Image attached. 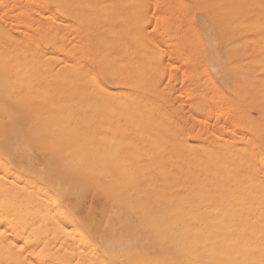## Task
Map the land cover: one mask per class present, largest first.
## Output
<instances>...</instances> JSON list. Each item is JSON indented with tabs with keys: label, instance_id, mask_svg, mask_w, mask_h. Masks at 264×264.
Returning <instances> with one entry per match:
<instances>
[{
	"label": "bare ground",
	"instance_id": "bare-ground-1",
	"mask_svg": "<svg viewBox=\"0 0 264 264\" xmlns=\"http://www.w3.org/2000/svg\"><path fill=\"white\" fill-rule=\"evenodd\" d=\"M142 1L143 3L140 0V4L144 5L145 0ZM131 2L130 0H0V231L5 233V235L0 236V264H29V262L31 264H76L77 261H80V264H106L109 260L126 256L129 251L141 259L159 260L161 262L175 261L180 262V264H188V262H192V264H210V262H215V264H260L262 260H259H264L262 258L263 253L259 257V243H261L259 238L263 236H260V234L264 232L262 230L260 233V224L262 225L260 216L264 215V209L260 211L261 213L259 212V203H263L262 200V202L259 201V189L262 191L264 181H259H262L261 185L257 183L256 176H259V173L256 175L257 172L255 171L259 167H264L261 166L262 160L260 161L259 159V157H262L264 149L259 151V156L257 154L259 153L257 152L259 150L257 149V143L255 149L257 156L253 154L255 153L254 147L252 150L249 149L253 144L250 147L246 141L241 143L246 136L239 133V130L243 128L241 123L244 122H240L238 125L239 119L237 118L240 116L239 121H241V119L244 120V118L250 116L249 114L246 116L247 113L244 114V108L241 109L239 106L244 102L249 103L247 101L253 102L255 100L257 102L256 98L259 96L255 97V99L253 97L248 99L250 95L248 93L247 99L243 96L240 100V98L235 96L237 92L235 93L233 90H231V94L233 91L235 98L232 96L233 94L231 95L232 97L226 95L228 98H232L230 103L231 101L234 104L236 103L235 106L238 105L237 103L240 104L235 109L237 106L232 107L233 104L230 106L228 101L226 104L229 107L225 108L223 106L225 110L231 107L230 110L225 112L226 116L223 111L216 117L218 119L221 117L224 120L227 117L228 120V115H231L229 120L236 118L234 122L228 121V125H230V122H232L231 125L235 123L233 125L235 130L238 128L237 125L240 126L241 128L236 131L243 135L244 139L243 136H241L243 141L239 138V140L235 137L232 138L237 132L234 131V133L236 132L234 134L231 131L233 128L227 129V131L221 128V125L220 128L216 126L217 129H220L221 132L224 130V132L229 134V137L234 135L230 138L232 142L229 139L230 143L227 140L228 134H226L227 138L225 136L227 141L219 142V139L223 138V136L221 138L218 137L222 134L221 132L218 134L220 130H217V132L212 131L217 133V136H215L214 133L210 132L209 128H207L208 131L205 129V126H208L207 124L203 125L200 122V126L198 125V119L193 117L194 115H200L199 110L207 108L201 106L200 109L198 107L203 103L202 100L204 98H201L202 91V93L197 92L198 95L193 92L196 96L201 93L200 98H198L202 99L200 100L202 102L200 103L196 98L199 104L195 106L198 108L195 109L196 107L194 108L193 106L195 100L192 103V91H200V89L204 91L208 85L210 90L212 89L211 91H213L216 85L211 82L212 79L210 78V80L207 75L206 79L207 81L208 79L210 80V84L208 83L205 87L207 81L205 80L206 74H204L202 81H206V84L201 81L203 84H201L200 89L191 90L192 88L190 89V87L193 85L194 88V84L190 83V80L191 86L187 85L186 93H183V98L181 99L182 102H179L189 114H185V109H183V113L178 107H176V111L182 112L183 118L187 115H193V118L191 116H187V118L197 119V124L196 122L195 124L198 126L196 128L200 126L199 128L201 129L203 125L204 128L201 131L198 129L201 134L204 133L202 130L205 129L206 133H210L208 135H214V139L216 137L219 138L215 140L218 143H215L214 139V143L211 140L214 145L217 144L215 145L217 148L212 145L214 151L211 145L209 147L205 145L210 138V136L205 138L204 136L207 135L205 133L204 136L202 135V139L204 141L207 139L206 143L203 142L205 143L204 145L201 143L202 146L200 143V145L197 144L198 142L196 143L193 138V135L197 137V134H194L193 127L195 125L191 119L188 120L186 118V121H191L193 124V135L189 132L191 130L187 129L190 127H188L189 124L184 119H181V114H178L180 118H177L184 120L179 122L184 123V125L187 123V128L172 121V108L167 111V107L163 108L164 104H162V109L160 105H157V102L155 106L153 105L155 111L152 105V108L149 107L150 102L148 103L145 96V90L147 89H145V83L152 78L145 81L147 77L145 74H148L145 73V71L147 72L146 68L148 69L146 67L147 54L150 56L156 48L155 55L156 51H158V46L154 44L153 39L150 40L155 47L151 45L152 42L151 44L149 43V40L150 47L149 44L144 42L145 40L143 41L148 36L143 38V35H141L146 29L145 25L143 27L145 28L144 30H142L141 26V33L136 30L139 33H136V44H133L134 39H132L131 35L135 30L130 32V26L131 20H133V17H135V20L136 16L131 14H133V8L139 5V2L138 0L137 3L133 1L136 5L131 4ZM155 4V6H158L157 2ZM130 5L131 7L133 5L131 13ZM142 6L140 8L137 7L138 9L136 8L139 10V14L136 9L134 13H137L138 19H144V22L141 20L140 23L145 24L148 19L146 18L147 20L145 21L144 16L147 17L148 14H142L143 11L146 13V8L143 7L144 9H141ZM154 12L155 14L157 13V11ZM158 14H156L157 17ZM169 16L171 15L169 14ZM157 19L158 23L156 25L160 22L159 25L163 26L161 23L164 21L161 22L159 18ZM157 19H154V21L157 22ZM135 21L139 24L140 20ZM169 21L171 22L172 19ZM173 23L174 21H172V25H175ZM135 26L137 27L136 24ZM152 27L160 30L158 27ZM232 28L234 29L233 26ZM235 28L243 29L239 28L238 25ZM158 30L155 34H160L163 31V35H160L164 36L165 31L160 30L158 32ZM238 31L236 34H238ZM246 31L249 33V28L245 29L244 32H240L246 33ZM252 31H250V34ZM255 31L257 33V30ZM149 32L153 35L151 29ZM150 33L147 32L149 36L151 35ZM263 33H260V35ZM155 34L154 36H156ZM167 36V42H169L170 35L165 34L166 38ZM235 37L239 36L235 35ZM227 38H229V35L226 39H222L226 41ZM259 39L264 40V35L263 38L259 37ZM154 41H156L155 38ZM175 42L177 43L176 40ZM245 42L248 43L247 41ZM257 42L255 40L254 44ZM235 43L238 44L237 41ZM132 44L136 45V57H134V60L131 57L133 56ZM147 45L149 49L152 47L151 53H147ZM165 45H167L166 41ZM228 46L226 48H230ZM259 46H261L259 47L261 50L262 45ZM249 48L246 46V49ZM186 49L184 48V50ZM234 49H232V54ZM89 50L95 59H104L112 64L113 69L122 77L116 86L127 89L126 92L120 94L122 95L123 103H116L117 111L115 114L103 109L96 113L88 111L86 101L95 99L92 96V88L89 83L90 77L84 75L93 67V61H90L86 55ZM174 53L172 55H175ZM238 54H240L239 51ZM238 54L236 53V56H234L237 58ZM154 55L150 56L153 57L151 61H154L156 57ZM228 55L227 62H230L232 56L230 53ZM258 55L260 56L258 62L260 61L261 63H259L264 68V57L260 54ZM258 55L257 57H259ZM251 60H254L255 64H259L256 63L257 59ZM251 60L249 59L247 62L250 63L253 70L255 64L252 67ZM243 62L246 64L245 61ZM154 63L152 62L151 64L154 65ZM260 64L254 68L257 71L254 70V72L258 73L256 89L264 88V69L260 67ZM235 66L232 68H238H235ZM250 66L248 65V67ZM169 67L170 65H168ZM150 68L153 69L152 65ZM164 68H167L166 65ZM232 68L230 65L226 67L225 73L233 76L234 71ZM245 68L246 66L244 65ZM151 69H148L150 74L152 72ZM172 69H168L169 79L175 74V69L177 71L178 67ZM243 71L239 70L238 74L241 72L245 75L248 70ZM211 72H214V70ZM236 73L234 74L235 76ZM251 73L253 72H250V75H253ZM201 76L203 75L199 76L202 79ZM148 77L150 76L148 75ZM247 78H243V80L246 79L245 84L243 81H240L239 84L246 86ZM195 81H197V78H195ZM191 82H194V80ZM155 83L157 84L158 82ZM195 85L197 87L199 84ZM244 85L241 88L243 90L248 88L249 83L246 88ZM160 88L157 89L159 90ZM215 89L217 90L216 87ZM259 89L257 90L262 92ZM216 90H214L213 95L214 93L215 95L221 93L218 96H222V92L218 93L219 91ZM250 91L257 93V91ZM246 92L248 91L246 90ZM246 92L244 90L245 94ZM154 93L158 94L157 91ZM204 93L208 94L209 92L206 89ZM244 93L241 92V94ZM170 94L173 95L174 92ZM210 95L207 96L209 97ZM215 95L213 96L215 99L208 97L205 99H209L208 101L206 100L209 105L211 100V103L216 106H214L215 109L222 111V106L219 104H224L225 100L223 96L220 98L218 96L215 97ZM159 96L156 99L158 102L161 99ZM153 97L155 99V96ZM170 97L171 95L169 99H171ZM162 98L163 102L165 99L163 95ZM243 98L247 101L244 100L243 102ZM261 98L262 96L259 97V99ZM216 99L218 101L221 99L219 104L217 101L220 107L217 106ZM212 100H215V102H212ZM170 101L173 102L174 99ZM252 102L250 104L253 106ZM169 103L166 105L168 106ZM170 105L173 107L178 104L173 105L171 103ZM182 105L181 107H183ZM211 108L210 111L206 112L209 110L207 108L204 114L207 115L206 113H208L211 115V111H213ZM232 108L234 109L233 113L241 115L235 117V114L233 118ZM130 109H134L140 114H136L135 116L137 117L133 118L130 115ZM148 109L152 110L153 115L154 113L156 115L159 110L161 120L158 117L159 113L157 114L158 116L156 115L157 117L155 115L153 117L151 113H148L151 112ZM238 109L241 110V112L239 111L240 113ZM58 111L63 116L56 114ZM169 111L171 115L168 113ZM222 114L224 115L223 117ZM148 116L154 120L147 118ZM216 117L212 116L210 118ZM148 119L154 121L156 132L159 131L160 133L163 131L162 137H158L161 133L158 134L157 132L158 135H156L155 131L152 130L154 126L151 128L150 125L153 124L149 123L147 125ZM218 119L213 120L219 121ZM204 121L203 123L205 124ZM235 121H237V124ZM160 122L163 126H161ZM247 122L249 121L245 119L244 126ZM155 123L160 126L159 128L157 127L158 129ZM255 123L257 124V122ZM223 125L222 127H225L227 124ZM147 126H150L149 129L152 130L153 136ZM251 126L253 127L252 124ZM254 126L256 127V125ZM118 127L119 129L127 130L125 149L116 159H110L107 153L111 151L112 139L114 137L120 138L124 135V132L118 130ZM162 127L164 129L169 127L171 133L169 132L168 136L165 135L169 129L168 131L166 129L162 130ZM256 128L254 132L257 131ZM260 128L258 130L262 132L263 128ZM48 129L57 130L59 134L51 137L46 136L41 139L39 133L46 132ZM81 129L83 132L78 131ZM154 135L157 138L156 136L154 138ZM254 136L257 135L254 134ZM251 138L247 137V141L249 142L250 140V143L252 142ZM129 142L132 144L131 148L128 147ZM22 143H28L35 150H47L43 160L40 159L42 165L39 164L40 160L38 159V165H41L39 169L30 163L33 157H26L30 162L19 157L18 150L21 151L22 149H19V147L24 146H22ZM243 144H246V146L248 144L249 147L247 146V148ZM260 145L262 146L261 148H264V141H261ZM69 146L79 150L80 154L85 158L88 167L92 170L90 174L72 171L64 165L63 161L67 157H62L61 152L67 151ZM197 146H200L198 148L200 152ZM22 153H25V156L28 154V152H23V150ZM249 154L255 155L256 161H254L253 156H248ZM29 155L32 154L30 153ZM215 156H218L219 159L217 158V160ZM214 157L217 162L214 161ZM249 157L253 158V162L256 164H253ZM34 159L33 161L37 164ZM198 161H200L201 165H198ZM254 165H257L256 168H254ZM197 168L198 170L201 169V173H197ZM259 170L258 172H260ZM263 171L261 170L260 175H264ZM197 175H200V179L197 178ZM260 179L264 178L260 177ZM257 184L260 188H258ZM90 196L99 207L95 211L89 210L88 214L83 216L82 212L86 209V199ZM262 199L264 200V198ZM261 245H264V243ZM21 247L24 249L23 252H21Z\"/></svg>",
	"mask_w": 264,
	"mask_h": 264
},
{
	"label": "rangeland",
	"instance_id": "rangeland-1",
	"mask_svg": "<svg viewBox=\"0 0 264 264\" xmlns=\"http://www.w3.org/2000/svg\"><path fill=\"white\" fill-rule=\"evenodd\" d=\"M130 1H132L131 2V4H135L136 5V3H137V0H130ZM133 1L134 2H136V3H133ZM164 1V2H163ZM163 1H160V0H145L144 1V5L142 6L140 3L142 2L143 3V1L141 0V2H140V0H138V2H139V5H136V7H134L133 9H134V11H135V9L137 8V7H139L140 8V6H142L141 7V9H144V8H146L145 10H146V13H145V11H143V10H140V11H143V15L144 14H148L147 15V17L146 16H144L145 17V21L147 20V23H140L141 22V20L143 21L144 19H138L139 17L137 16V13L139 14V10H137L136 9V11H137V13L135 14L134 13V11L132 10V7H133V5H132V7H131V5H130V13H131V11H133V14H131L132 16L133 15H135L136 16V19L135 20H140L139 21V24L134 20V18L135 17H133V20H131V26H130V32H132L131 30H135V32L133 31V33H134V36H133V33H132V35H131V37H132V39H134V41H133V44L135 43L136 44V36H137V34L136 33H141V30H140V28H141V26H142V28L144 27V25L146 26L145 28H141L142 30H144L145 29V31H143V34L141 33V35H143L142 37L144 38L145 36H147V37H145L144 39H143V41L146 43V44H151V40L153 39V42H154V44L155 45H157L158 47H157V50L158 51H160L159 53H158V51H156L157 53H158V55H156L157 53H155V55H156V57L154 58V61H151V60H153V57H150L151 55L153 56L154 55V52H155V49L153 50V52L152 51H150V50H152V47H151V49H149L148 48V45H147V48H146V51H147V53H151V55L149 56V54H147V56H148V59H147V63H146V67H148V69H151L150 68V66L152 65V68L153 69H151L152 70V72H151V74L149 73L150 71H148V69L146 68V70H147V72L145 71V73H148V74H145V76H147L148 77V75L150 76V77H146L145 78V81L147 80V79H149V78H152L153 79V76H154V79L152 80V79H149L148 81H147V83H145V96H146V98H147V101H148V103L150 104L149 105V107H151V105H152V107H153V109H154V111H155V105H156V102H157V105L159 106L160 105V107L162 108V104H164V106H163V108H166L167 107V111L169 110V108H170V110H171V108H172V110H171V113H172V115H171V113H170V111L168 112L170 115H171V117H172V121L174 122H177L178 124H182V126L184 125V123H180L181 121H186L188 118H187V116H193V115H187L186 117H184L183 118V115L181 114L182 112H178L179 110H181V111H183V109H185L184 111H185V114L187 113L186 112V108L184 107H181V105H180V101H181V99L183 98V93L186 91L185 89H186V87H187V85H190L191 86V84L190 83H193L194 84V88H193V85H192V87H190V89L191 90H193V89H200V86H201V84H203L202 82H205V84H206V81H207V79H206V77H207V75H208V77H209V79L211 78L212 79V83H215L214 85H216V86H214V88H213V91H211L210 90V87H209V85H208V83L210 84V80L208 79V81H207V84L205 85V87L208 85V87H203V88H205L204 89V91H206V89L208 90V92L211 94V92H212V94L211 95H213V92H214V90H216L215 89V87L217 88V90L216 91H219L218 93H220V92H222V96H223V98H224V100H225V102H224V100H223V98H222V100H223V102H224V104H219L220 102V100L218 101V99H216V104H217V101H218V104L220 105V106H222L221 108L223 109L222 111L221 110H218L217 108L215 109V105L214 104H212L211 103V100H210V105L207 103V101L209 100H207V99H205V98H207L208 96L207 95H210L209 93L208 94H206V93H204V91L202 90V89H200V91H197V90H195V91H192V94H193V92H196V95H198L197 94V92H201L202 93V95H201V93H200V95H201V98L203 99H199L200 98V95L199 96H196V95H194L193 94V102L192 103H194V100H195V104H193V106H194V108L196 107L195 105H197V104H199V102H200V100H202L203 101V103L205 102L206 103V105H205V103L203 104V103H201V105H197L200 109H201V106H203V108H205V107H207L209 110H207V108L206 109H201L202 110V112H203V114L201 115V110H199V116H197V115H194L193 117L194 118H197V119H192V118H189L188 120H192L193 121V124L195 125L194 127L192 126L193 124L191 123V121H186L187 123L184 125V127H186L187 128V125H188V127L189 128H187V129H190L191 131H189V132H191V135H193L192 134V127H193V131H195L194 132V134L196 135L197 134V137L196 136H194L193 135V138L195 139V141H196V143L197 144H205L206 142V140L207 139H205V141H204V139H202V135L204 136V133H205V135L206 136H204L205 138L206 137H208V136H210V135H208V134H210V133H206V130H207V128H209V130H210V132H212V131H215V132H217V130L219 131L220 129H217V127L218 128H220V126L222 125V126H224L223 124H227V125H225V127H222L221 126V128H224L225 130H227V129H231V128H233V129H231V131H233V133H234V131H236V130H239L241 127L240 126H238L239 124H240V122H244V123H241V124H243V128H241V129H243V130H239V133H241V134H244V136L246 135H248L247 137L248 138H251L252 140V142L250 143V140H249V142L247 141V137L245 136V139H244V136L243 135H241V134H239L238 133V131H236L237 132V134H235V136H233L230 132V135H232L231 137L232 138H236V139H240L241 141H243V139H244V141L243 142H241V141H238V142H241V143H245V141H246V143H249V145H250V147H251V145L253 144V146L251 147V148H249V149H251L252 150V148L255 150L256 149V146H257V143H258V146H257V149H259L257 152H259L261 149H264V148H261L262 146L260 145L261 144V141H264L263 140V138H264V88L262 89H259V88H257V89H259V90H261L262 92H260V91H258L255 87H257V83H258V80L256 79V77L258 78V73H255L254 72V70L256 71V69H254L255 67H256V65L257 64H255V62H254V60H251V59H257V61H256V63H259L258 62V60H260V56L258 55V54H260V55H262L263 57H264V45H263V43H264V40H260L259 39V37L260 38H263V35H264V33L262 34V35H260V33H262V32H264V7H261V5L262 4H264V0H163ZM157 2V4H158V6H155L156 3ZM160 2H162L161 4H160ZM166 3V4H165ZM155 4V5H154ZM160 4V5H159ZM163 4V5H162ZM165 4V5H164ZM161 5H162V7H161ZM153 6H155V7H153ZM144 7V8H143ZM166 7V9H164ZM171 7V8H170ZM153 8H154V10H153ZM157 8V9H156ZM159 8V9H158ZM162 8V9H161ZM163 9H164V12H163ZM170 9V10H169ZM172 9H174V10H172ZM153 10V11H152ZM135 11V12H136ZM154 11H157V13L156 14H158V17H157V15L155 14V12ZM168 11H170V12H168ZM168 12V14H166ZM172 12V13H171ZM141 14V13H140ZM169 14L171 15V16H169ZM240 14V15H239ZM156 15V16H155ZM166 15H167V17H166ZM241 15H243V16H241ZM139 16H141V15H139ZM155 18H154V17ZM138 17V18H137ZM143 17V18H144ZM165 17V18H164ZM141 18H142V16H141ZM147 18V19H146ZM156 20L157 18H159V20H161V22H163V23H161V24H163V26L162 25H159L160 24V22H159V24L158 25H156V23H158V19H157V22L156 21H154V19ZM160 18H162V19H160ZM169 18V19H168ZM132 19V18H131ZM172 19V21H174V23L173 24H175V25H172V21L170 22L169 20H171ZM153 20V21H152ZM144 22V21H143ZM152 22V23H151ZM153 22H155V23H153ZM170 22V23H169ZM134 23V24H133ZM231 23V24H230ZM135 24L137 25V27L135 26ZM151 24V25H150ZM154 24V25H153ZM227 24H229V25H227ZM238 25V27L240 28H243V29H237V28H235V27H237V25ZM134 26V28H133V26ZM173 27H172V26ZM226 25V26H225ZM231 25V26H230ZM236 25V26H235ZM152 26H155V27H158V28H160V30H164L165 32V34H167V35H170V37H169V42H167V40H168V36H167V38L165 37V34H164V36H162L163 34H162V32H160V34H162V35H160V34H155V32L153 33V35H152V33H150L149 32V30L151 29V31H152V28H154V27H152ZM165 26V27H164ZM178 26V27H177ZM232 26L234 27V29L232 28ZM261 26V27H260ZM132 27V28H131ZM152 27V28H151ZM232 29H231V28ZM252 27V29H250ZM256 27V28H255ZM136 28V29H135ZM230 28V29H229ZM247 28H249V30L250 31H252L251 32V34H250V31H249V33H247L248 31H246V33H241V32H244L245 31V29H247ZM260 28H261V30H260ZM224 29V30H223ZM237 29V30H236ZM136 30L137 31H139V32H136ZM147 30V31H146ZM158 30V29H157ZM160 30H158V32L160 31ZM172 30V31H171ZM174 30V31H173ZM232 30H233V32H232ZM239 30V31H238ZM255 30H257V33H256V31ZM261 32H260V31ZM171 31V32H170ZM237 31H238V34H236L237 33ZM241 31V32H240ZM147 32L148 33H150L152 36H154V34L156 35V36H154V38H155V40L156 41H154V38H152V36H151V38H150V36H149V34H147ZM226 32V33H225ZM254 32V33H253ZM146 33V34H145ZM156 33H157V31H156ZM230 33V34H229ZM235 33V34H234ZM253 33V34H252ZM145 34V35H144ZM222 34V35H221ZM229 35V38H227V40L226 41H228V42H226V41H223L224 39H222V38H225L226 39V37ZM226 35V36H225ZM231 35V36H230ZM235 35L236 36H239V37H235ZM253 35H255V36H253ZM258 35V36H257ZM157 36H160V37H157ZM164 37V38H162V37ZM222 36V37H221ZM232 36H234V37H232ZM250 37V39L252 40V42H251V40L249 41L248 40V38ZM255 37H256V39H255ZM151 39V40H150ZM257 40L258 42V44L256 43V44H254L255 43V40ZM150 42H149V41ZM175 40L177 41V43L175 42ZM221 40H222V42H221ZM165 41H166V43H167V45H165ZM237 41V43L238 44H234V42H236ZM245 41H247L248 43H246ZM254 41V42H253ZM149 42V43H148ZM153 42H152V46H154L155 47V45H153ZM157 42V43H156ZM230 42H233V43H230ZM245 42V43H244ZM144 43V45H145V47H146V44ZM180 43V44H179ZM184 43L186 44L185 46H184ZM249 43H251V44H249ZM132 44V45H133ZM150 44H149V47H150ZM183 44V45H182ZM241 44V45H240ZM245 44H247V45H245ZM250 46H249V45ZM188 45V46H187ZM228 45H233V46H228ZM258 45V46H257ZM259 45H262V49L260 50V48L259 47H261V46H259ZM176 46V47H175ZM182 46V47H181ZM230 47V48H226V47ZM234 46H236V47H234ZM246 46H247V48H249V49H246ZM249 46V47H248ZM254 46V47H253ZM255 46H257V47H255ZM187 48L186 50H184V48ZM231 47H233V48H231ZM241 47V48H240ZM134 48V49H133ZM235 48V49H234ZM239 50H238V49ZM254 48H255V50H254ZM222 49V50H221ZM232 49H234V53L232 54V52H233V50ZM236 49H237V51H236ZM241 49V50H240ZM133 50H134V52H133ZM178 50H179V52H178ZM231 50V51H230ZM259 50V51H258ZM136 45H133L132 46V55L133 56H131L132 57V59L134 60L135 58L134 57H136ZM175 53H174V52ZM177 51V52H176ZM229 51V52H228ZM238 51H239V53L240 54H238ZM243 52V53H241V52ZM260 51H262V52H260ZM227 52V53H226ZM246 54H245V53ZM248 52H249V54H248ZM258 52V53H257ZM175 54V55H172V54ZM187 53V54H186ZM210 53V54H209ZM228 53H230L231 54V56H232V60L230 61V62H227V59H228ZM236 53L238 54L237 56V58L235 57L236 56ZM253 55H252V54ZM161 54V55H160ZM245 54V55H244ZM154 55V56H155ZM210 55V56H209ZM235 55V56H234ZM239 55H241L240 57H239ZM245 57H244V56ZM250 55V56H249ZM255 55V56H254ZM257 55L259 56V57H257ZM248 56V57H247ZM261 56V57H262ZM162 57V58H161ZM234 57V58H233ZM251 57V58H250ZM255 57V58H254ZM257 57V58H256ZM161 60H160V59ZM163 58H164V61H163ZM235 59V60H234ZM245 59V60H244ZM249 59L252 61H250L251 62V65H252V67H254V64H255V67L253 68V70H252V68H251V66H250V63L249 62H247V60L249 61ZM149 60V61H148ZM155 60H156V62H155ZM169 60H171V61H169ZM224 60H226L225 62H224ZM151 61V62H150ZM236 61V62H235ZM238 61V62H237ZM243 61H245L246 62V64L243 62ZM264 61V60H263ZM262 61V62H263ZM154 63V65L153 64H151V63ZM235 62V63H234ZM239 62H243V63H241V64H243V66H241V64H238ZM254 62V63H253ZM171 63V64H170ZM208 63V64H207ZM261 63V62H260ZM259 63V64H260ZM162 64H164V65H162ZM177 65V67H178V69H177V71H176V69H175V74H173L171 77H170V79H169V74H168V69L170 68L171 70H173L172 68H177L176 67V65ZM223 64H224V66H223ZM259 64L257 65V66H259ZM148 65V66H147ZM160 67H159V66ZM165 65H166V67L168 68V65H170V67L167 69V68H164L165 67ZM210 65V66H209ZM226 65H228V66H226ZM229 65H230V67L232 68V67H234L235 65V68L236 67H238V68H236V69H234V68H232L233 69V71H234V74H235V72H237L236 73V76L233 74V76L232 75H228L227 73H225L226 72V67H229ZM232 65V66H231ZM244 65L246 66V68L244 69ZM248 65L250 66V67H248ZM263 65H264V63H263ZM172 66V67H171ZM209 66V67H208ZM223 66V67H222ZM226 66V67H225ZM158 67V68H157ZM210 67H212V68H214V69H212V68H210ZM217 67V68H216ZM225 67V68H224ZM240 67V68H239ZM260 67L261 68H263V66H262V64H260ZM155 68H157L158 69V71H156L155 70ZM210 68V69H209ZM163 69H164V71H163ZM204 69H205V71H204ZM244 70V71H246V70H248V71H246L245 72V75H244V73H241L240 72V74H238V71L239 70ZM264 69V68H263ZM153 70H154V72H153ZM166 70V71H165ZM214 70V72H211V71H213ZM223 70V71H222ZM238 70V71H237ZM243 71V72H244ZM264 71V70H263ZM157 72V73H156ZM249 74H248V73ZM250 72H253V73H251V74H253V75H250ZM257 72V71H256ZM247 73V74H246ZM255 73V74H254ZM154 74V75H153ZM191 74V75H190ZM195 74V75H194ZM203 75V76H201L202 77V79L199 77L200 75ZM204 74H206V76H205V80L206 81H202L203 79H204ZM217 74H218V76H217ZM238 74V75H237ZM155 75H157V76H155ZM241 75V76H240ZM248 75V76H247ZM257 75V76H256ZM191 77V79H190V77ZM194 76H195V78H197V81H195V78H194ZM248 77L247 78V85H248V83H249V85H248V88H246V86L244 85L245 84V81H246V79L245 80H243V78L244 77ZM253 76V77H252ZM201 79H199V78ZM234 77V78H233ZM240 79H239V78ZM251 79H250V78ZM169 79V80H168ZM224 79V80H223ZM249 79V80H248ZM192 80H194V82H191ZM221 80V81H220ZM238 80V81H237ZM252 80V81H251ZM149 81H151V82H149ZM189 81H190V83H189ZM202 81V82H201ZM240 81H243V85H244V87L246 88V89H244L245 90V92H246V90L248 91V92H246V94L244 93V90L243 89H241V88H243V85H241V84H239L240 83ZM256 81V82H255ZM150 83V85H149V83ZM155 82H158L157 84L155 83ZM196 82V83H195ZM201 82V83H200ZM222 83H224V84H222ZM237 83V84H236ZM256 83V84H255ZM152 84H154V85H152ZM195 84H199L197 87H196V85ZM152 85V86H151ZM157 87H156V86ZM167 85H168V87H167ZM240 85H241V88H240ZM148 86V87H147ZM159 86V87H158ZM233 86V87H232ZM238 86V87H237ZM156 87V88H155ZM161 87V88H160ZM211 87H213V86H211ZM251 87V88H250ZM151 88H154V89H151ZM157 88H160L159 90L157 89ZM189 88V87H188ZM188 88H187V90H188ZM232 88V89H231ZM234 88V89H233ZM254 88H255V90H254ZM168 89H170V90H168ZM220 89V90H219ZM238 89V90H237ZM240 89H241V92H243L244 94H241V92H240ZM153 90H155V91H157L158 92V94H155L154 92L155 91H153ZM167 90L169 91V95H168V92H167ZM231 90H233L235 93L237 92V94L235 95V93L232 91V94H231ZM237 90V91H236ZM250 90H253V91H257V93H258V95H257V93H255V92H253L252 93V91H250ZM150 91H151V93H150ZM160 91V92H159ZM162 91H164L163 93H162ZM190 91V90H189ZM211 91V92H210ZM215 91V92H216ZM172 92H174V94L172 95V94H170V93H172ZM150 93V94H149ZM186 93V92H185ZM184 93V94H185ZM223 93H225L224 95H223ZM240 93V95H238ZM248 93L250 94L249 96H248V99L249 98H252L253 97V99H255V97H260V96H262V98L261 99H259V97L258 98H256V100H257V102H255V100H253V99H251V100H253V102L252 101H247V100H245L244 98H246L247 99V95H248ZM259 93H261V94H259ZM149 94V95H148ZM153 94V95H152ZM163 95V97L165 98L164 99V103L162 102V100L161 99H163L162 98V95ZM167 94V95H166ZM221 94V93H220ZM220 94H216L215 95V93H214V95H215V97L216 96H218V95H220ZM158 95H160L159 96V98L161 97V99H159L160 101L158 102V100L156 101V99H157V96ZM171 95V99H169V96ZM210 95V96H211ZM213 95V96H214ZM226 95H228V96H233L234 98H235V96L236 97H238V98H240V100H241V97H243L244 96V98H243V102H244V100L245 101H247V102H249V103H246V102H244L243 104H241L240 106H239V108L241 107V109H243L244 108V111H245V113L244 114H246V116L249 114L250 116H247V118L249 117V119H247V118H244V120L243 119H241V121H239L240 120V116L239 117H237L239 120H238V125H237V127L238 128H236V130H235V128H234V126L233 125H235V123H233L232 125H231V123L232 122H230V125H231V127H229L230 125H228L229 124V122L228 121H233L234 122V120H236V118H234V115L236 114L235 112L233 113V108H232V114H233V120L231 119V120H229V117H231V115L229 116L228 115V113H227V115H228V120H227V117H226V119L224 120L223 118H221L220 117V119H218L216 116H219L218 114H221V112H223L224 113V115L226 116V114H225V112L226 111H228V110H230L231 109V107H230V109H224V107L225 108H228L229 107V105L231 106L232 104H233V106L232 107H234L235 106V104L234 103H232V101H231V103H230V100L232 99V98H228ZM235 95V96H234ZM246 95V96H245ZM148 96H149V98H148ZM153 96H155V99H154V97ZM173 96V97H172ZM182 96V97H181ZM196 96V97H195ZM208 97V98H213V99H215L213 96L212 97ZM222 96H218V97H222ZM231 96V97H232ZM251 96V97H250ZM153 97V98H152ZM199 97V98H198ZM227 97V98H226ZM167 98V99H166ZM174 99V101L173 102H171L170 100H173ZM199 100V102L197 101V99ZM151 99H153V100H151ZM237 99V98H236ZM235 99V100H236ZM168 100V101H167ZM205 100V101H204ZM207 100V101H206ZM234 100V101H235ZM238 100V99H237ZM236 100V101H237ZM259 100V101H258ZM153 102V104H152V102ZM155 101V102H154ZM215 102V100H212V102ZM229 101V105L228 104H226L227 102ZM233 101V102H234ZM161 102V103H160ZM170 102V103H169ZM178 104L177 106H173V107H171V103L173 104V105H176V103ZM182 102V101H181ZM223 102H221V103H223ZM238 102H239V100H238ZM250 102H252L253 103V106H252V104H250ZM255 102V103H254ZM260 104H259V103ZM167 103H169V105L167 106L166 104ZM217 104V106L218 107H220L219 105ZM238 105L240 104V103H237ZM247 104V105H246ZM154 105V106H153ZM180 105V106H179ZM205 105V106H204ZM209 107H208V106ZM213 105V106H212ZM238 105H236L235 107V109H237L238 108ZM244 105H246L245 107H244ZM248 105H249V107H248ZM215 106V107H214ZM224 106V107H223ZM261 106V107H260ZM151 107V108H152ZM157 107V106H156ZM160 107H158V108H160ZM176 107H178V108H180L178 111H176L177 110V108ZM198 107H196L195 109H197ZM212 107V108H211ZM258 107H260V108H258ZM263 107V108H262ZM162 108V109H163ZM175 108V109H174ZM182 108V109H181ZM210 108L213 110V111H211V115L210 114H208V113H206L207 115H205L204 113H205V111L206 112H208V111H210ZM215 109V110H214ZM252 111H251V110ZM261 109V110H260ZM131 110V112H130V115H132V117L134 118H136L137 116H135L136 114H140L139 112H137V111H134V109H130ZM136 110V109H135ZM149 110V109H148ZM161 110V109H160ZM175 110V111H174ZM250 110V111H249ZM149 111H151V112H148V113H151V116H153V117H155L158 113H159V110H158V113H157V109H156V115H155V113H154V115H153V113H152V110H149ZM174 111V112H173ZM184 111H183V113H184ZM214 111H216V112H214ZM219 111H220V113H219ZM241 112V110H239L238 109V112ZM260 111H261V113H260ZM135 114H134V113ZM137 112V113H136ZM216 114H214V113ZM230 112V111H229ZM239 112V113H240ZM131 113H133V114H131ZM194 113L196 114V112L194 111ZM193 113V114H194ZM231 113V112H230ZM56 114H60V115H62L63 116V114L62 113H59V111H58V113L56 112ZM176 114V115H175ZM178 114H181V119H184V120H180L179 118H180V115H178ZM185 114H184V116H185ZM187 114H189V113H187ZM214 114V115H213ZM147 115H149V114H147ZM178 115V116H177ZM203 115H205V116H203ZM210 115V116H209ZM223 114H222V117L224 116ZM238 115H241V114H236L235 115V117L236 116H238ZM257 115V116H256ZM258 115H260V116H262V117H260V116H258ZM158 116V115H157ZM156 116V117H157ZM209 116V117H208ZM212 116H214V117H216V118H213V119H218L219 121H215V120H213L212 118H210V117H212ZM255 116H256V118H255ZM159 118H160V120H161V117H160V113H159V116H158ZM174 117V118H173ZM177 117H179V118H177ZM203 117H205V118H203ZM147 118H149V119H151L149 116L147 117ZM158 118V119H159ZM175 118H177L176 120H174ZM187 118V119H186ZM199 118H200V120H199ZM208 118V119H207ZM251 118V119H250ZM148 119V124L147 125H149V123H151V124H153L154 123V121H150ZM156 119V118H155ZM245 119L247 120V121H249V122H247L246 123V127L244 126V124H245ZM253 119V120H252ZM255 119H257L256 121H255ZM260 119V121H258ZM263 119V120H262ZM135 120V119H134ZM137 120V119H136ZM151 120H154V119H151ZM159 120V121H160ZM199 122V124L198 125H200V122H202V124L203 125H208V126H205L206 128V130L204 129V130H202V131H204V133L203 134H201V129L202 128H204L203 127V125H202V127H201V129L199 128V127H197L196 128V126H198V125H196L197 124V121ZM205 120V121H204ZM206 120H209V121H206ZM212 122H211V121ZM227 120V121H226ZM262 120V121H261ZM156 121H157V119H156ZM180 121V122H179ZM203 121L205 122V124L203 123ZM224 121H226V122H224ZM253 121H255V122H257V124H258V126H257V124L255 123V122H253ZM158 122V121H157ZM195 122H196V124H195ZM210 122V123H209ZM236 122V124H237V121H235ZM251 122H253V123H251ZM161 123V122H160ZM160 123H159V125H160ZM191 123V124H190ZM156 124V123H155ZM158 124V123H157ZM157 124H156V128L158 127H160V126H157ZM251 124L253 125V127L251 126ZM219 125V126H218ZM254 125H256V127L254 126ZM141 126V125H140ZM151 126V128H152V130L153 131H155V125L153 124V125H150ZM150 126H147L148 128L147 129H149V127ZM161 126H163L162 125V123H161ZM165 126V125H164ZM217 126V127H216ZM229 127V128H228ZM245 127V128H244ZM263 128V130H262V132H260V130H258V128ZM138 130H139V128L138 127H136ZM157 128V129H158ZM167 128V127H166ZM165 128V129H166ZM194 128H196V129H194ZM211 128V129H210ZM256 128V130L257 131H255L254 132V129ZM260 128V129H261ZM163 127H162V130H165ZM168 129H169V127H168ZM168 129H166V131H168ZM200 131H199V130ZM252 129H253V133H252ZM149 130H151V129H149ZM152 130H151V134H152V136H153V133H152ZM249 132H247V131ZM200 133H199V132ZM208 131V130H207ZM228 131V130H227ZM230 131V130H229ZM157 132H158V134H160L161 133V135H158L157 134ZM155 131V133H156V135H158V137L160 138V136L162 137V133H163V131L162 132H160L159 133V131ZM170 132V129H169V131L167 132V134H165V135H169L168 133ZM220 132H221V130L219 131V133L218 134H220ZM223 132H224V130H223ZM221 132L222 134H225V135H220V136H218V137H222L223 136V138L225 139V136H226V138H227V135L226 134H228L227 132ZM251 132V133H250ZM171 133V132H170ZM212 133H214V132H212ZM211 133V134H212ZM215 134V136H217L216 134L217 133H214ZM253 134V135H252ZM254 134L255 135H257V136H254ZM261 134H262V136H261ZM156 135H154V138H155V136ZM238 135V136H237ZM240 135V136H239ZM259 135H260V138H259ZM198 136H199V139L197 140V138H198ZM214 135H212V136H210V141H209V139L207 140L208 142L205 144L207 147H209L210 145H211V147H212V145H214L213 143H214V141L215 140H218L219 138L218 137H216L215 139H214V137H213ZM237 136V137H236ZM241 136H243V139H241ZM254 136V137H253ZM165 137V136H164ZM213 137V138H212ZM231 137H229V134H228V141H229V139L231 138ZM156 138H157V136H156ZM201 138V139H200ZM218 138V139H217ZM223 138H221V140L219 139V142H221V141H227L226 139L224 140ZM213 139H214V141H213ZM235 139V140H236ZM238 139V140H239ZM257 139V140H256ZM260 139H262L261 141H259ZM213 141V143H212V141ZM234 140V139H233ZM254 140V141H253ZM256 140V141H255ZM200 141V142H199ZM230 141L232 142V140L230 139ZM230 141H229V143H230ZM203 142H205V143H203ZM211 142V143H210ZM217 141H215V143H216ZM253 142H255V143H253ZM21 143V142H20ZM19 143V144H20ZM218 143V142H217ZM19 144H18V146H19ZM196 144V145H197ZM199 144V145H200ZM202 144H201V146H202ZM220 144V143H219ZM24 145V146H23ZM215 145H217V144H215ZM214 145V148L216 147L217 148V146H215ZM21 146V145H20ZM22 146L23 147H19V149H21V151L20 150H18L19 152H18V155H19V157L20 158H22V159H25V160H27V161H29V159L28 158H26V157H33L32 158V160H31V162L30 163H32V164H34V166L36 167L37 166V168L39 169L40 168V166L42 165V161L41 160H43V156H44V154L45 153H47V150H44V149H38V150H35V149H33L30 145H28V143H25V144H23L22 143ZM27 146V147H26ZM243 146H245V147H247L248 146V144H247V146H246V144H243ZM200 147V146H199ZM198 146H197V149L199 148ZM249 147V146H248ZM247 147V148H248ZM18 148V147H17ZM219 148V147H218ZM26 149H28V150H26ZM22 150H23V152H28V154H26V156H25V153H22ZM30 150V151H29ZM43 150V151H42ZM199 150V152H200V149H198ZM212 150L214 151V149H213V147H212ZM247 150V149H246ZM245 150V152L246 153H248L247 151H249V152H251L250 150H247L246 151ZM253 150V151H254ZM215 151H217V150H215ZM21 152V153H20ZM256 152V150H255V153H253V154H256L257 153ZM32 154V155H29V154ZM41 155H40V154ZM253 154L251 155V154H249L248 156H253ZM259 156H260V152L259 153H257ZM256 154V155H257ZM33 155H35L36 157H39V158H36L35 156H33ZM199 156H200V154H198ZM257 155V156H258ZM247 156V157H248ZM255 156V155H254ZM253 156V157H254ZM262 157H259V159H260V161H261V166L263 167L264 166V151H263V154L261 155ZM216 157V159L218 158V156H215ZM215 157H214V159H215ZM251 157H249L250 159H251ZM35 158V159H34ZM212 158H213V156H212ZM256 158H258V157H256ZM33 159L34 160H36V162H37V164L35 163V161H33ZM40 160V163H39V160ZM214 160V161H216L217 162V160L219 159H217V160ZM248 159V158H247ZM249 159V161H251L252 160V163L253 164H256V163H254L253 162V160L255 159V157H254V159L252 158L251 160ZM213 161V160H212ZM211 161V162H212ZM254 161H256V159L254 160ZM258 161V160H257ZM200 161H198V165H201V163H199ZM38 163L39 164H41V165H38ZM213 163V162H212ZM212 163H211V165H212ZM214 164H216V163H214ZM253 164H251V165H253ZM259 164V163H258ZM257 164V165H258ZM257 165H254L255 167L254 168H256V166ZM260 166V165H259ZM198 168H199V166H197ZM212 167V166H211ZM198 168H197V173L198 172H200L201 173V169L200 170H198ZM214 168V167H213ZM250 168H252L251 166H250ZM264 168V167H263ZM263 168H261V167H259V168H257L258 170L259 169H261L262 171H263ZM258 170H255L257 173H256V175L259 173V176H256L257 177V183L258 184H262L261 182L262 181H264V179H260V177H262V178H264V175L262 176V175H260L261 174V170H259L260 172H258ZM262 173H264V171L262 172ZM199 174V173H198ZM258 177H259V180H258ZM197 178H199L200 179V175H197ZM260 180H262L261 182H259ZM257 184V185H258ZM263 185H264V183H263ZM258 188H260V186L258 185ZM260 191H259V201L260 202H262L263 201V203L261 204V203H259L260 204V206H262V207H264V200L262 199V198H264V186H263V188H262V191H261V189H259ZM262 200V201H261ZM85 206H86V209H84V211L82 212V215L83 216H85V215H87L88 214V211L89 210H92V211H95V210H97L98 209V207H99V205L91 198V196L90 197H88L87 199H86V202H85ZM259 206V212L261 211V210H263L264 208H262V207H260ZM261 213V212H260ZM261 215V214H260ZM264 215L262 214L261 216H260V219L262 220H260V223H262V225L264 226V218H262ZM107 225V224H106ZM261 224H260V226L262 227H260V233L262 232V230L264 231V227L262 226ZM264 232H262V234H260V236L261 235H263V236H261L260 238H259V242L261 241V243H259V257H261V254L263 253V255H264V252H263V250H264V245H261V244H263L264 243V234H263ZM263 237V238H262ZM262 239V240H261ZM260 247L262 248L261 250H260ZM260 251H262V252H260ZM262 255V258H264V256ZM260 259V258H259ZM262 260V262L260 263V264H264V260L263 259H260L259 261H261Z\"/></svg>",
	"mask_w": 264,
	"mask_h": 264
},
{
	"label": "snow or ice",
	"instance_id": "snow-or-ice-1",
	"mask_svg": "<svg viewBox=\"0 0 264 264\" xmlns=\"http://www.w3.org/2000/svg\"><path fill=\"white\" fill-rule=\"evenodd\" d=\"M261 7H264V4H262ZM156 31V28H152L153 33ZM86 55L90 61H93V67L88 73H85L84 75L90 77L89 83L92 88V96L95 98L94 100L86 101V103L88 104V111L96 113L100 109H103L115 114V112L117 111L115 107L116 103H123L122 95L120 94L127 91V89L125 88L116 86L122 79V77L113 69L112 64L107 60L95 59L92 56L90 50L86 52ZM118 130L123 131L124 135L120 138L114 137L112 139L111 151L107 153V156L110 159H116V157H118L125 149L127 130L119 129V127ZM78 131L83 132L82 129ZM58 134V131L53 129H48L46 132L39 133L41 139L46 136H57ZM128 147H132L131 142L128 143ZM61 155L62 157H67V159H64L63 162L68 169L80 173H91L92 170L88 167L85 158L80 154L78 149L69 146L67 151L61 152ZM3 235H5V233L3 231H0V236ZM23 250V247H21V252H23ZM29 264H31V262H29ZM76 264H80V261H77ZM106 264H180V262H161L159 260L141 259L133 255V253L129 251L126 256H121V258L119 259L109 260L106 262ZM188 264H192V262H188ZM210 264H215V262H210Z\"/></svg>",
	"mask_w": 264,
	"mask_h": 264
}]
</instances>
